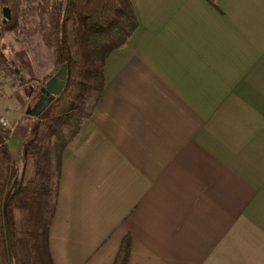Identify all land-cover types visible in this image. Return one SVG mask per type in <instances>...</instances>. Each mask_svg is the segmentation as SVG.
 Returning a JSON list of instances; mask_svg holds the SVG:
<instances>
[{
  "label": "crops",
  "instance_id": "crops-1",
  "mask_svg": "<svg viewBox=\"0 0 264 264\" xmlns=\"http://www.w3.org/2000/svg\"><path fill=\"white\" fill-rule=\"evenodd\" d=\"M131 1L63 153L54 263L113 264L129 235L127 264H264V0Z\"/></svg>",
  "mask_w": 264,
  "mask_h": 264
},
{
  "label": "trees",
  "instance_id": "trees-1",
  "mask_svg": "<svg viewBox=\"0 0 264 264\" xmlns=\"http://www.w3.org/2000/svg\"><path fill=\"white\" fill-rule=\"evenodd\" d=\"M32 1L36 0H0L1 9H10L8 21H0V39L9 28L19 33L25 27L19 19L25 2L34 15L30 30L54 56L55 69L67 65V80L61 93L35 117L22 145L21 169L8 147L12 128L0 121V264H55L49 234L64 150L99 102L108 55L123 47L138 26L131 0H37L36 5ZM208 1L216 6L215 0ZM4 48H0V73L3 66L15 64ZM16 68L22 84L31 80ZM2 96L12 99L0 80ZM129 253L126 235L113 264H127Z\"/></svg>",
  "mask_w": 264,
  "mask_h": 264
},
{
  "label": "rangeland",
  "instance_id": "rangeland-1",
  "mask_svg": "<svg viewBox=\"0 0 264 264\" xmlns=\"http://www.w3.org/2000/svg\"><path fill=\"white\" fill-rule=\"evenodd\" d=\"M36 1L31 3L35 4ZM23 7L19 19L25 21V27L19 33H15L9 28L5 36L0 39V48H4L5 45V54L15 60V64L10 63L3 66L0 73L4 90L12 96V99L9 98V100L6 96H2L0 99V112L7 117L9 125L13 124L14 129L17 127L9 137V148L13 160L17 162L20 169L22 168L21 150L23 141L25 136L33 130L36 121L34 116L29 115L28 112L39 99L40 87L44 85L48 77L53 76L60 68L55 69L54 56L41 43L37 32L30 30L34 29L35 26L34 15L30 14L28 4L25 2ZM2 10L0 8V21L2 19L4 22ZM16 67L21 68L22 74L31 80L26 84H22L18 73L14 70ZM31 91H33V95L28 100L26 95L30 94ZM22 130H25V132L23 133Z\"/></svg>",
  "mask_w": 264,
  "mask_h": 264
},
{
  "label": "water",
  "instance_id": "water-1",
  "mask_svg": "<svg viewBox=\"0 0 264 264\" xmlns=\"http://www.w3.org/2000/svg\"><path fill=\"white\" fill-rule=\"evenodd\" d=\"M4 16V22L10 18V9L5 6L2 10ZM18 71V70H17ZM67 80V65L62 64L59 70L51 76L44 85L40 87V98L29 110V115L38 116L40 115L50 104L54 98L61 93Z\"/></svg>",
  "mask_w": 264,
  "mask_h": 264
},
{
  "label": "built area",
  "instance_id": "built-area-1",
  "mask_svg": "<svg viewBox=\"0 0 264 264\" xmlns=\"http://www.w3.org/2000/svg\"><path fill=\"white\" fill-rule=\"evenodd\" d=\"M0 121L6 126L9 125V123H8L9 121H8L7 117H5V116H1Z\"/></svg>",
  "mask_w": 264,
  "mask_h": 264
},
{
  "label": "flooded vegetation",
  "instance_id": "flooded-vegetation-1",
  "mask_svg": "<svg viewBox=\"0 0 264 264\" xmlns=\"http://www.w3.org/2000/svg\"><path fill=\"white\" fill-rule=\"evenodd\" d=\"M45 84V83H44ZM41 94V93H40ZM39 98H40V95H39Z\"/></svg>",
  "mask_w": 264,
  "mask_h": 264
}]
</instances>
